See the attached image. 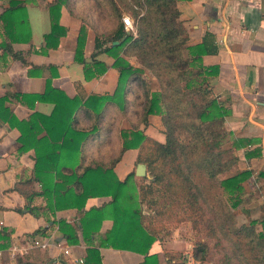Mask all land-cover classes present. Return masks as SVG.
<instances>
[{"label": "trees", "instance_id": "1", "mask_svg": "<svg viewBox=\"0 0 264 264\" xmlns=\"http://www.w3.org/2000/svg\"><path fill=\"white\" fill-rule=\"evenodd\" d=\"M24 1L8 0V6L0 13L3 28L13 41L20 38L12 33L26 22ZM110 2L116 24L104 34L95 33L94 47L114 58L112 66L118 72L117 83L111 94L87 96L82 103L88 106L93 102L95 111L105 99L111 98L122 105L128 87L134 91L135 80L146 87L145 78L138 74L143 69L151 72L158 80V89L144 88L143 100H140L141 119L148 113L158 114L165 139L158 142L137 128L120 130L122 144L119 149L121 152L123 148L136 147V163H144L151 178L145 183L146 177H136L132 169L118 180L110 166L98 164L87 166L78 174L74 171L76 166H68L72 169L69 173L60 172L61 167L70 163L69 158L62 157L64 153L77 152L84 136L95 130L93 125L87 129H75L72 125L71 115L78 99L64 97V105L55 101L47 116L33 112L30 117L39 116L45 126L42 128L45 133L37 140H32L37 130H33L32 122L28 121L30 117L18 120L6 106L2 110L0 107V119L19 130V151L30 145L34 150L33 176L40 182L41 189L33 195H43L51 211L63 205L80 211L87 197L110 195L106 206L81 210V234L86 237L97 231L101 219L108 215L112 225L101 235L99 244L140 252L144 254V260L139 264H146L149 255L156 257L147 254L148 247L160 233L168 234L166 224L184 220L190 221L191 226L204 227L214 238V248L218 249L216 264H264V218L237 224L234 212L221 199V195L228 196L231 207L246 199L244 181L250 175L249 169H240L223 177L220 174L237 161L232 147L246 146L252 139L232 138L230 145H224L223 138L229 131L223 128L222 118L228 110L212 95L207 84L206 76L213 69L200 63L203 47L186 44L187 34L178 20L176 0H119L134 18V35L123 29L121 5L116 0ZM61 5L72 12L71 0L45 2L50 20V29L43 36L46 47H54L59 35L64 33L63 26L58 23ZM84 36L85 26L80 24L74 55L81 51ZM113 40L117 42L111 43ZM106 41L109 44L101 47ZM184 50L188 53L185 54ZM12 56L19 55L13 52ZM130 56L136 58L137 66L127 60ZM80 61L87 70L90 63L82 58ZM96 64L97 70L103 71V64L94 62V66ZM93 75L92 69L84 73L85 78ZM48 89L45 87L41 93L18 92L13 96L32 106L35 100H43ZM73 101L75 103L70 105ZM260 153L259 146L244 150L247 157ZM52 172L60 178L59 181H52ZM258 175L264 177V170ZM69 182L78 184V190L64 186ZM30 209L35 212L34 208ZM143 209L148 211L143 212ZM58 228L67 242H77L73 226L60 219ZM85 251V264H101L96 247H86ZM193 254L200 258L198 264L207 260L204 247H197ZM165 255L167 264H182L181 253L166 252Z\"/></svg>", "mask_w": 264, "mask_h": 264}, {"label": "crops", "instance_id": "2", "mask_svg": "<svg viewBox=\"0 0 264 264\" xmlns=\"http://www.w3.org/2000/svg\"><path fill=\"white\" fill-rule=\"evenodd\" d=\"M52 1H24L26 22L12 33V36L20 38L16 41L10 39L0 20L1 110L6 106L18 120L27 119L33 112L47 116L55 101L61 105L66 103L64 97L74 101L78 99L79 103L71 115L72 125L75 129H87L93 125L95 130L84 136L77 152L64 153L62 157L69 158L70 163L61 167L60 172L69 173L72 169L68 166H76L74 171L78 174L85 167L98 164L110 166L113 176L122 180L134 169L137 148H123L119 152L122 144L120 130L137 128L163 142L165 137L159 115L148 113L141 119L139 92L135 93L129 87L122 105L111 98L105 99L95 111L93 102L88 106L82 103L87 96L111 94L116 86L118 72L112 66L114 58L94 47L95 33L107 31L100 29L103 25L98 27L93 18L92 23L87 24L61 5L58 23L63 26L64 33L59 35L54 47H46L43 36L50 29V20L45 2ZM7 6L8 0H0V13ZM176 6L178 20L187 34L186 44H200L203 47L200 63L205 67L212 66V73L206 76V80L212 95L228 110L222 118L223 128L229 131L226 136L228 145L232 138L252 139L246 146L232 147L237 161L220 176L244 168L250 170L244 181L247 193L242 202L245 220L262 219L264 177L258 172L264 170V0H176ZM80 24L85 26V36L81 51L74 55ZM50 41L53 43L54 39ZM108 44V41L103 42L101 47ZM13 52L19 56L13 57ZM184 53H188L187 50ZM80 58L90 63L87 70ZM127 60L137 66L133 57H127ZM94 62L103 64V71L99 72ZM90 69L94 75L85 78L84 73ZM45 87L49 89L43 100H35L32 106L13 96L18 92L41 93ZM39 120V116L28 119L33 130H37L32 140L42 138L45 133L42 129L45 126ZM18 136L19 130L15 126H9L0 119V249L3 250L0 264H85V250L89 246L97 248L101 264L142 262L144 254L140 252L99 244L101 235L112 225L108 215L101 219L97 231L86 237L81 234V210L106 206L110 195L87 197L80 211L66 205L51 211L43 195H33L41 189L40 182L33 176L34 150L30 145L19 151ZM254 146H259L261 153L244 156V150ZM114 158L118 159L111 164ZM59 180L52 172V181ZM77 185L73 182L64 184L70 190H78ZM141 207L144 208L143 204ZM143 212L146 211L143 209ZM60 219L74 227L76 243L66 241L58 228ZM177 230L178 227H174L171 233H160L150 243L147 254H155L156 257L149 255L146 264H167L166 252H179L182 257L189 251L190 241L177 235ZM41 242L45 244L42 246ZM79 259L83 261L79 262Z\"/></svg>", "mask_w": 264, "mask_h": 264}, {"label": "rangeland", "instance_id": "3", "mask_svg": "<svg viewBox=\"0 0 264 264\" xmlns=\"http://www.w3.org/2000/svg\"><path fill=\"white\" fill-rule=\"evenodd\" d=\"M115 1V0H114ZM118 4L121 5L119 0H116ZM129 2V1H127ZM128 5V4H127ZM121 8V16L123 14L128 15L131 19H134L131 15V13L128 11V9H124L122 5ZM71 9L72 12H74L77 16H79L82 20L86 21L87 24H91L92 21L98 25H103V28L106 31L111 30L115 24H116V18L114 16L112 3L110 0H71ZM120 16V20H121ZM133 21V20H132ZM133 57V56H131ZM133 60H135L137 64V60L135 57H133ZM134 63V62H133ZM138 65V64H137ZM139 76H142V78H145L146 80V87L142 83L140 84L139 80H135L133 82V88L134 91L140 92L139 97L142 102L143 100V90L144 88H147L151 90L152 88L158 89V80L146 69H143L141 74H138ZM226 138V139H225ZM223 138L224 145L228 146L227 144V137ZM146 177L145 183L148 182V180L151 178L150 174ZM139 177V176H138ZM246 194V191H245ZM221 199L225 202V204L229 207L230 210H232L235 214V219L237 224H246L247 221L245 220V212H244V204L240 203V205L231 207L230 199L226 195H221ZM145 208V206L143 205ZM146 210V209H144ZM148 211V210H146ZM243 213V214H242ZM166 228H169V233L173 231L174 227H178L177 235L182 236L183 238H186L190 241V249L191 250V256L192 258V264H198L200 261V258L195 257L193 252H195L197 247H204V253L207 254V260L204 261L206 264H216L215 260L216 257H218V249L214 248V238L210 236L209 232L204 229V227H198L197 226H191L190 221L184 220L182 222H176L171 224H166ZM188 251V252H189Z\"/></svg>", "mask_w": 264, "mask_h": 264}, {"label": "built area", "instance_id": "4", "mask_svg": "<svg viewBox=\"0 0 264 264\" xmlns=\"http://www.w3.org/2000/svg\"><path fill=\"white\" fill-rule=\"evenodd\" d=\"M121 22H122V25H123V29L127 32V33H130L132 35L135 34V27H134V23L132 21V19L126 15V14H123L121 16ZM34 242L38 243L37 240H35ZM45 242H41L40 245H44ZM3 250L0 249V256H1V252ZM65 252L67 251L66 249L64 250ZM10 254L12 255L13 252L12 250H10ZM190 256H191V251L189 252H185L182 254V264H192V258L190 259ZM83 259H79V262H82Z\"/></svg>", "mask_w": 264, "mask_h": 264}, {"label": "water", "instance_id": "5", "mask_svg": "<svg viewBox=\"0 0 264 264\" xmlns=\"http://www.w3.org/2000/svg\"><path fill=\"white\" fill-rule=\"evenodd\" d=\"M116 42H117V40L112 41V43H116ZM134 174L136 176H144V175H146L147 177L149 176V173L146 171L145 164L142 162H138L135 164ZM202 264H206V263L203 262Z\"/></svg>", "mask_w": 264, "mask_h": 264}]
</instances>
